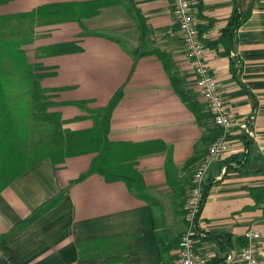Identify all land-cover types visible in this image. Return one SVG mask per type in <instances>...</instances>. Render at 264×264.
<instances>
[{"label": "crops", "instance_id": "0c3cea01", "mask_svg": "<svg viewBox=\"0 0 264 264\" xmlns=\"http://www.w3.org/2000/svg\"><path fill=\"white\" fill-rule=\"evenodd\" d=\"M191 1L212 74L237 116L253 119L254 133L235 131L226 158L210 171L197 248L209 264H238L240 240L257 232L264 264V0H241L251 18L231 56L211 44L227 27L234 1ZM9 16H28L24 23L34 28L25 50L32 65L43 67L42 86L60 104L52 111L62 115L65 130H92L120 96L108 114L112 164L132 169L141 181L131 189L99 173L82 179L98 153L61 165L47 159L9 186L0 179V264H179L182 208L217 129L183 42L167 34L172 1L0 0V17ZM135 39L134 47L129 42ZM71 43L81 51L50 53ZM240 156L246 158L241 164ZM56 199L53 209L30 222ZM217 234L229 239L211 238ZM161 242L170 247L167 255Z\"/></svg>", "mask_w": 264, "mask_h": 264}, {"label": "trees", "instance_id": "16d2710c", "mask_svg": "<svg viewBox=\"0 0 264 264\" xmlns=\"http://www.w3.org/2000/svg\"><path fill=\"white\" fill-rule=\"evenodd\" d=\"M235 3L234 13L224 29L218 42L211 44L217 48L220 45L225 48V54L231 56L236 46L238 31L251 18V12L241 10V0H233ZM111 1L105 4H111ZM130 13H134L132 9ZM28 16H9L0 17V179L2 186H9L13 181L25 174L27 171L50 159L55 165L63 164L66 159L98 153L99 156L94 161L91 170L82 179L93 173L104 175L108 181H125L131 189L139 184L141 177L131 171H122L112 164V143L108 138V114L120 99L118 96L111 106L99 114L96 119L95 127L90 131L73 132L64 129L62 115L52 111L60 106L53 101L54 96L43 88L42 80L47 76L43 74V67L32 65L29 62L25 46L32 43L33 26L24 23ZM200 26V36H201ZM144 48V41L141 43ZM81 48L76 44H60L50 53L55 55L66 53H78ZM139 55L140 53L137 52ZM144 55V54H143ZM165 60V55L158 53ZM142 56V54H141ZM233 71L236 73V60L232 61ZM179 95L183 99L186 97L177 88ZM86 103H78L84 106ZM34 119H41L43 126L41 129L48 131L45 133L47 139L34 144L32 139L37 128L32 122ZM219 136V131L215 135V140ZM248 139V138H247ZM244 156L238 158L239 163L245 161ZM231 159L223 162L224 166L230 165ZM125 172V173H124ZM142 190V188H141ZM144 191V189H143ZM139 191V192H143ZM209 189L205 190V202L208 197ZM152 201L157 207L158 202L145 195L141 196ZM59 199L49 202L43 206L31 218L30 222L35 221L42 215L53 209ZM201 210V212H202ZM211 237V236H210ZM215 240L226 241L229 236L212 235ZM244 248L246 240H240ZM163 252L167 255L170 252L169 245L163 244ZM229 246L228 243H226Z\"/></svg>", "mask_w": 264, "mask_h": 264}, {"label": "built area", "instance_id": "2783aa9c", "mask_svg": "<svg viewBox=\"0 0 264 264\" xmlns=\"http://www.w3.org/2000/svg\"><path fill=\"white\" fill-rule=\"evenodd\" d=\"M174 23L167 31L171 37H178L188 53L192 69L197 77L201 96L207 103L214 127L219 131L218 138L210 146L194 172L190 190L184 206V231L179 241V264H209L210 260L197 248L199 221L207 180L211 169L222 162L230 148L235 131L253 136V119L239 118L225 101L217 80L207 63V46L200 36L199 11L191 0H171ZM261 235L252 232L247 235V244L238 256V264H259V244ZM235 260L233 254L227 257L229 263Z\"/></svg>", "mask_w": 264, "mask_h": 264}, {"label": "rangeland", "instance_id": "374dc122", "mask_svg": "<svg viewBox=\"0 0 264 264\" xmlns=\"http://www.w3.org/2000/svg\"><path fill=\"white\" fill-rule=\"evenodd\" d=\"M137 43H138V40H136V39L133 42H129V44H131L134 47H135V45H137ZM24 49H25V47H24ZM32 124L37 126V128L35 130V133H34V138L32 139V142H34V144H38L39 142L44 141L45 139H47V137L45 136L46 135L45 133L48 134V131H45L44 129H41V127L44 124L43 121L41 119H36V120L34 119Z\"/></svg>", "mask_w": 264, "mask_h": 264}]
</instances>
